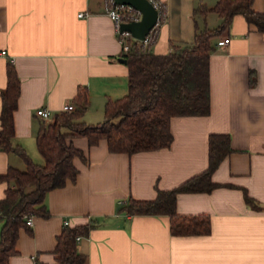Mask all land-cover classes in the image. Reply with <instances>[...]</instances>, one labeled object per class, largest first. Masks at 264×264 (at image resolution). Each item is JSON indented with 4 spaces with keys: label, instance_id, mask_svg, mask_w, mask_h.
I'll return each mask as SVG.
<instances>
[{
    "label": "crops",
    "instance_id": "obj_1",
    "mask_svg": "<svg viewBox=\"0 0 264 264\" xmlns=\"http://www.w3.org/2000/svg\"><path fill=\"white\" fill-rule=\"evenodd\" d=\"M155 1L166 7V18L155 28V54L193 44L198 27L215 29L223 22L207 11L218 0ZM253 8L264 13V0H253ZM225 39L229 43L223 44ZM212 44L210 114L173 117L171 147L132 155L110 152L105 139L95 146L86 137L71 139L85 154L74 158L77 179L47 193L50 215L33 216L31 232L21 229L18 253L9 264H55L66 222L95 225L78 241L85 264H264V32L236 15ZM122 53L107 0H0V114L10 63L21 81L13 144L44 164L37 134L46 121L36 111L45 107L56 115L67 103L77 108L80 88L89 97L82 121L102 122L107 102L129 91ZM211 134L231 137L233 152L213 175L223 186L183 193L177 200L179 214L211 218L208 235L174 236L167 215L119 212L130 197L156 199L159 190L205 171ZM10 167L24 170L26 164L19 153L0 148V200L8 188L1 177ZM246 193L257 207L246 201Z\"/></svg>",
    "mask_w": 264,
    "mask_h": 264
},
{
    "label": "trees",
    "instance_id": "obj_2",
    "mask_svg": "<svg viewBox=\"0 0 264 264\" xmlns=\"http://www.w3.org/2000/svg\"><path fill=\"white\" fill-rule=\"evenodd\" d=\"M158 3L159 22L166 18V7ZM217 12L222 24L210 29L197 28L195 41L189 45H175L165 55L152 52L157 39L156 29L150 33L148 46L134 42L129 52L122 53L129 67V91L116 100H109L105 119L98 124L82 121L89 105L88 91L80 88L73 112H60L46 122L37 134V145L45 162L35 163L21 147L15 146L14 113L18 108L21 81L15 66L7 70L8 85L2 92L0 114V148L21 155L26 168L10 167L1 177L8 182L6 196L0 200V264H9L21 229L31 232L27 217L50 215L46 204L47 193L75 182L79 174L74 158L85 159L82 150L72 140L86 137L90 146L107 140L109 151L132 155L172 146L174 137L171 120L176 116H207L211 112L210 56L214 50L212 39L229 28L236 15H243L249 24L264 32V13L253 8V0H218L207 11ZM155 33V35H154ZM257 82L251 73V84ZM231 137L211 134L209 137V166L202 173L171 190H159L156 199L137 200L130 197L119 206V212L129 215H167L174 236L208 235L211 218L207 215H182L177 211L178 196L183 193H209L223 185L213 181L222 161L231 153ZM253 207L256 202L245 194ZM94 224L65 226L58 236L55 264H85L86 255L79 252L77 237L88 236Z\"/></svg>",
    "mask_w": 264,
    "mask_h": 264
},
{
    "label": "built area",
    "instance_id": "obj_3",
    "mask_svg": "<svg viewBox=\"0 0 264 264\" xmlns=\"http://www.w3.org/2000/svg\"><path fill=\"white\" fill-rule=\"evenodd\" d=\"M156 7H158V3L155 0H151ZM107 6H108V15L110 16V18L114 21L115 26H116V30L119 36V39L122 42L123 45V51L129 52L132 43L134 42H140L141 44H143L144 46H148L151 38H150V34L147 36V38L145 40H139L135 37H133V35L130 32H122L121 31V25L123 23H129L132 21H138L141 19L142 15L138 10H135L134 8H132L131 6L128 5H120L115 3L114 0H107ZM84 13H81L79 16H84ZM154 30V29H153ZM153 30L151 32H153ZM155 35V33H154ZM230 39H225L223 41V44H227L229 43ZM5 53V51L3 52ZM76 109L75 105L73 103H67L64 105L62 111L63 112H73ZM36 114L41 117L44 121H51L52 118L54 117V115L52 114V112L45 107H41L39 109H37ZM33 216L27 217V224L31 227L33 226ZM66 225H68V222H66ZM81 236L77 237V240L80 241L81 240Z\"/></svg>",
    "mask_w": 264,
    "mask_h": 264
},
{
    "label": "water",
    "instance_id": "obj_4",
    "mask_svg": "<svg viewBox=\"0 0 264 264\" xmlns=\"http://www.w3.org/2000/svg\"><path fill=\"white\" fill-rule=\"evenodd\" d=\"M120 5H128L138 10L142 17L138 21L123 23L121 25L122 32H130L133 37L139 40H145L147 36L155 29L159 23V11L151 0H114ZM126 62L124 58L120 59Z\"/></svg>",
    "mask_w": 264,
    "mask_h": 264
}]
</instances>
